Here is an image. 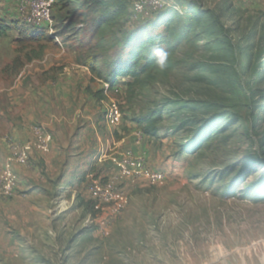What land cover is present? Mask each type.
Wrapping results in <instances>:
<instances>
[{"label":"rangeland","instance_id":"1","mask_svg":"<svg viewBox=\"0 0 264 264\" xmlns=\"http://www.w3.org/2000/svg\"><path fill=\"white\" fill-rule=\"evenodd\" d=\"M105 1L56 0L53 25L35 28L19 17L17 0H0V173L6 140L34 139L13 134L35 110L25 96L55 87L72 98L87 94L68 102L86 118L64 121L63 108L42 102L56 132L30 127H44L48 150L9 165L17 183L0 196V264H264V0H163L192 26L173 50L153 46L154 58L158 49L168 54L166 68L113 85L90 79L72 91L58 75L89 54L81 45L95 19L117 11L104 32L115 34L106 45L119 43L94 49L107 60L123 58L128 33L167 32L150 26L157 12L148 0ZM192 8L203 11L200 20ZM164 98L186 108L162 110L149 136L136 120ZM211 116L219 126L185 152Z\"/></svg>","mask_w":264,"mask_h":264},{"label":"trees","instance_id":"2","mask_svg":"<svg viewBox=\"0 0 264 264\" xmlns=\"http://www.w3.org/2000/svg\"><path fill=\"white\" fill-rule=\"evenodd\" d=\"M104 6H108L105 0H98ZM169 7L161 11H157L155 19L150 23L152 28H158L165 25L166 34L151 35L146 27L142 28L136 35L128 33L123 39L126 42L127 52L122 59L107 60L100 58L99 53H95L94 49L102 48L108 50L119 43V39L113 38V42L108 46L106 40L115 35L114 33H105L104 30L110 26V18L116 15L117 11H112L104 17L97 18L93 21L94 33H87V40L83 42L82 47H87L88 55L81 54L77 62L87 67L93 77L102 79L108 84H115L118 77L128 76L135 81L140 79V76L147 70H152L156 67V59L151 55V50L155 45H165L166 50H173L182 41L188 38L192 30L191 25H186L182 22L181 17L177 16L174 11H168ZM192 16L200 20L204 13L203 11L192 8ZM202 24L204 31L211 33L212 29ZM42 38V37H41ZM90 42H94L88 47ZM43 48L41 47L35 56L38 57L42 54ZM169 62V60H167ZM187 101L180 99L164 98L162 101L155 103L147 110L141 112L136 122L142 126L143 133L149 136H156L158 133L157 124L163 120L162 110L172 106H180L186 108ZM218 119L211 116L207 119L206 123L196 129L195 133L188 137L186 142L182 145L185 152L194 150L201 146L203 136H209L211 132L217 128Z\"/></svg>","mask_w":264,"mask_h":264},{"label":"built area","instance_id":"3","mask_svg":"<svg viewBox=\"0 0 264 264\" xmlns=\"http://www.w3.org/2000/svg\"><path fill=\"white\" fill-rule=\"evenodd\" d=\"M55 1L56 0H17L18 15L31 27H50L54 23L53 6ZM148 3L154 12L167 8L163 0H148ZM138 4L139 8L144 6L142 1H138ZM49 140V136L42 126L34 129V139L29 141L6 140L7 167L0 173V196L9 194L17 183L15 173L9 165H28L33 150L38 149L47 151L49 148ZM153 177L158 178L159 173H156Z\"/></svg>","mask_w":264,"mask_h":264},{"label":"crops","instance_id":"4","mask_svg":"<svg viewBox=\"0 0 264 264\" xmlns=\"http://www.w3.org/2000/svg\"><path fill=\"white\" fill-rule=\"evenodd\" d=\"M52 65L53 64L50 63L47 67L52 66ZM58 76L61 81H64V82L66 81L67 84L70 85L72 91H74V88H72V86L74 87L77 85L83 91L84 86L89 85V83L91 82L90 79L98 81L97 78L93 77V75L90 73L87 67L77 63L76 61L68 65L65 71H63V73L61 72ZM55 88H56L55 92L52 94L48 93V95L43 94L41 96L38 95L36 97L33 95L25 96V97H28L29 99L28 101L33 102L31 107H33V104L35 102V110H30V112L28 113L26 111L24 113L22 112L24 115L21 117V125L23 126L19 127V125H17L16 128L13 129V134L15 136H18L21 139L25 138L24 140L27 139V136L30 138H33L32 136H34V130L30 127L32 123H40L42 125L45 124L47 128L49 129L50 133L54 134L56 132V127H55V124L53 123L54 121L52 120V117H54V115L47 113L48 112L47 110H49L51 107L56 108V110H60V108L64 109L63 111H61V113H58V114H63L65 116L64 121L65 120L68 121V119L70 120L72 115H73V118L77 117L80 115V113L83 118L87 117V113L85 110H83V112L79 111L80 112L79 114L78 112H76L81 107V105L79 108L78 106L68 105V102H75V101L84 102L87 99V94L85 92L78 93L75 97L72 98L70 94L60 93L59 92L60 87H55ZM61 90H65L63 86L61 87ZM15 100L18 101L17 97L15 98ZM42 102L44 103L50 102V103H55V104H52L51 107H47V105H43ZM45 108L47 110H45ZM75 108H76L75 110L76 113H72V110L74 111ZM56 147H57L56 141L52 139L51 145H50V148H51L50 156L57 149ZM38 155H43V154H38ZM5 161H6V158H5ZM12 165H14L13 167L21 166L18 164H12Z\"/></svg>","mask_w":264,"mask_h":264},{"label":"clouds","instance_id":"5","mask_svg":"<svg viewBox=\"0 0 264 264\" xmlns=\"http://www.w3.org/2000/svg\"><path fill=\"white\" fill-rule=\"evenodd\" d=\"M157 59H156V64L157 66L161 69L164 70L167 66V59H168V54L164 52L163 50L158 49L155 53Z\"/></svg>","mask_w":264,"mask_h":264},{"label":"bare ground","instance_id":"6","mask_svg":"<svg viewBox=\"0 0 264 264\" xmlns=\"http://www.w3.org/2000/svg\"><path fill=\"white\" fill-rule=\"evenodd\" d=\"M262 260H264V258Z\"/></svg>","mask_w":264,"mask_h":264}]
</instances>
